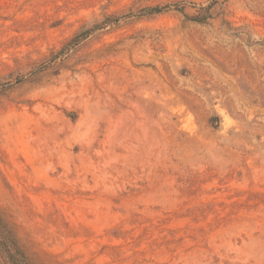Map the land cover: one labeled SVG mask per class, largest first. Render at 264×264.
I'll use <instances>...</instances> for the list:
<instances>
[{
  "label": "rangeland",
  "instance_id": "374dc122",
  "mask_svg": "<svg viewBox=\"0 0 264 264\" xmlns=\"http://www.w3.org/2000/svg\"><path fill=\"white\" fill-rule=\"evenodd\" d=\"M0 214L33 264H264V0H0Z\"/></svg>",
  "mask_w": 264,
  "mask_h": 264
},
{
  "label": "trees",
  "instance_id": "16d2710c",
  "mask_svg": "<svg viewBox=\"0 0 264 264\" xmlns=\"http://www.w3.org/2000/svg\"><path fill=\"white\" fill-rule=\"evenodd\" d=\"M214 4V1L209 2L205 7H200L201 13L198 16H193L188 18L197 23H204L211 18L210 10ZM174 10L181 13L184 11L182 4L173 5ZM169 6L164 7H154L149 9V14L161 13L168 10ZM187 17V16H186ZM118 18L105 17L104 21L101 23H95L89 28H82L78 33H76L71 39H69L59 51L52 53L45 62L41 63L37 70H43L47 68H54L57 60L61 58H66L70 52L74 51L79 44L92 32L102 27L107 23H116ZM0 264H33L25 250L19 243L18 238L15 235L13 229L8 225V223L3 219L0 214Z\"/></svg>",
  "mask_w": 264,
  "mask_h": 264
}]
</instances>
